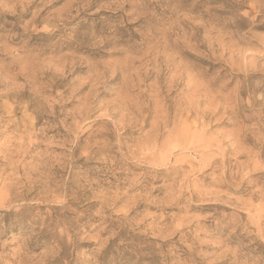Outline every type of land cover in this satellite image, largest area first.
Returning a JSON list of instances; mask_svg holds the SVG:
<instances>
[{
	"label": "rangeland",
	"instance_id": "rangeland-1",
	"mask_svg": "<svg viewBox=\"0 0 264 264\" xmlns=\"http://www.w3.org/2000/svg\"><path fill=\"white\" fill-rule=\"evenodd\" d=\"M0 264H264V0H0Z\"/></svg>",
	"mask_w": 264,
	"mask_h": 264
},
{
	"label": "bare ground",
	"instance_id": "bare-ground-1",
	"mask_svg": "<svg viewBox=\"0 0 264 264\" xmlns=\"http://www.w3.org/2000/svg\"><path fill=\"white\" fill-rule=\"evenodd\" d=\"M2 205V204H1ZM257 210V209H256Z\"/></svg>",
	"mask_w": 264,
	"mask_h": 264
}]
</instances>
